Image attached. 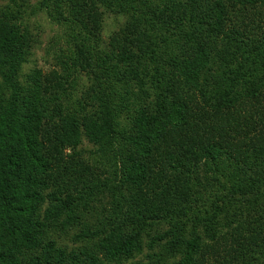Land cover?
Instances as JSON below:
<instances>
[{
  "label": "trees",
  "instance_id": "1",
  "mask_svg": "<svg viewBox=\"0 0 264 264\" xmlns=\"http://www.w3.org/2000/svg\"><path fill=\"white\" fill-rule=\"evenodd\" d=\"M6 2L0 264H264V0H41L67 39L29 78Z\"/></svg>",
  "mask_w": 264,
  "mask_h": 264
},
{
  "label": "rangeland",
  "instance_id": "2",
  "mask_svg": "<svg viewBox=\"0 0 264 264\" xmlns=\"http://www.w3.org/2000/svg\"><path fill=\"white\" fill-rule=\"evenodd\" d=\"M27 14L25 16L24 25L28 26L30 32L37 38V46H35L32 56L28 64L24 68V75L30 77L35 72H41L42 75L49 74L56 66V56L59 55L60 49L65 46L66 35L65 28L54 23L41 9L39 4L41 0H26ZM7 4L6 0H0V8ZM103 15L100 26L105 43H110L113 37L119 35L124 26V19L115 16L105 10H100ZM84 150L94 151L89 143L84 144Z\"/></svg>",
  "mask_w": 264,
  "mask_h": 264
}]
</instances>
